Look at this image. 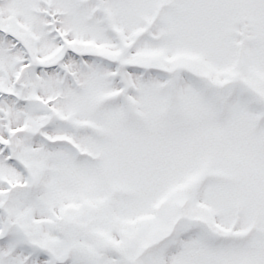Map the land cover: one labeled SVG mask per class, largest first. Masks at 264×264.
I'll return each mask as SVG.
<instances>
[{"label":"snow or ice","instance_id":"snow-or-ice-1","mask_svg":"<svg viewBox=\"0 0 264 264\" xmlns=\"http://www.w3.org/2000/svg\"><path fill=\"white\" fill-rule=\"evenodd\" d=\"M0 264H264V0H0Z\"/></svg>","mask_w":264,"mask_h":264}]
</instances>
